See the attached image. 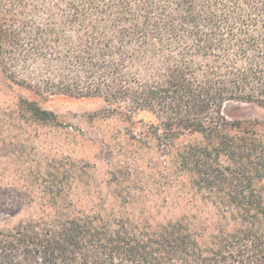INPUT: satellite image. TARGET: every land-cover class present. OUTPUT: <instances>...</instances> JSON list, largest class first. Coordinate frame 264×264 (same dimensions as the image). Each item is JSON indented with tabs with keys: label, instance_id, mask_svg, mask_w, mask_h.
Instances as JSON below:
<instances>
[{
	"label": "trees",
	"instance_id": "trees-1",
	"mask_svg": "<svg viewBox=\"0 0 264 264\" xmlns=\"http://www.w3.org/2000/svg\"><path fill=\"white\" fill-rule=\"evenodd\" d=\"M0 73L42 97L150 112L160 146L182 143L189 194L155 221L139 201L91 214L43 185L36 215L0 217V264H264V122L222 112L264 108V0H0Z\"/></svg>",
	"mask_w": 264,
	"mask_h": 264
},
{
	"label": "rangeland",
	"instance_id": "rangeland-1",
	"mask_svg": "<svg viewBox=\"0 0 264 264\" xmlns=\"http://www.w3.org/2000/svg\"><path fill=\"white\" fill-rule=\"evenodd\" d=\"M23 99L56 119L31 118L21 107ZM109 109L97 98L42 97L0 73L2 220L16 223L36 215L43 205L40 187L54 184L77 210L91 214L125 211L124 199L146 204L155 221L183 211L178 204L189 194L174 163L182 143L176 141L171 151L160 146L151 127L158 122L148 111L129 119ZM222 112L230 121L264 122V108L255 104L228 102ZM188 140L194 137L182 139Z\"/></svg>",
	"mask_w": 264,
	"mask_h": 264
}]
</instances>
